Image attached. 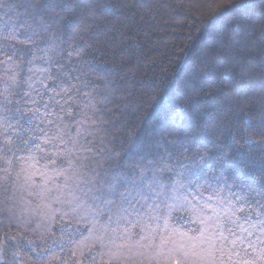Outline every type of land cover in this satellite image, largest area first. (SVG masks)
<instances>
[{
    "label": "snow or ice",
    "instance_id": "1",
    "mask_svg": "<svg viewBox=\"0 0 264 264\" xmlns=\"http://www.w3.org/2000/svg\"><path fill=\"white\" fill-rule=\"evenodd\" d=\"M230 5L258 7L260 16L245 15L243 24L264 31V0L221 7ZM5 7L14 14L0 13V216L35 194L57 205L61 219L75 213L79 231L61 255L26 235L7 237L0 261L21 264L27 254L31 264H264V83L233 101L245 105L243 126L221 119L195 154L194 136L174 148L162 134L126 141L118 125L128 105L109 107L111 81L93 67L94 53H107L86 40L91 24L82 23L86 13L95 24L100 5L0 0ZM34 165L53 173L41 192L31 182ZM20 218L25 229L35 219ZM9 246L16 252L5 260Z\"/></svg>",
    "mask_w": 264,
    "mask_h": 264
},
{
    "label": "trees",
    "instance_id": "2",
    "mask_svg": "<svg viewBox=\"0 0 264 264\" xmlns=\"http://www.w3.org/2000/svg\"><path fill=\"white\" fill-rule=\"evenodd\" d=\"M13 2L5 0L6 5ZM95 2L100 5L97 22L92 24L85 13L82 23L86 28L91 24L86 40L107 53L102 58L100 52L94 53L93 67L111 81L113 103L109 107L128 105L127 115L118 125L126 141L134 137L137 142H149L162 134L166 147L174 148L175 141L194 136L191 148L195 154L205 133L221 119L234 127L243 126L245 105L242 102L236 107L233 101L258 92L264 83V74L259 73L264 31L246 29L243 24L245 15L260 16L258 7L246 11L235 5L221 7L227 0H141L149 5L142 9L125 6L137 0ZM246 2L258 4L260 0ZM3 12L14 14L7 7L0 9ZM223 143L229 146L226 137ZM231 148L235 154L236 146ZM30 174L37 192L43 191L53 175L37 165ZM53 209L57 205L25 193L23 206L14 215L0 216V241L26 235L37 244L43 241L44 247L53 245L56 255H61V244L71 249L75 245L68 241L79 231L76 214L61 219L60 211L53 213ZM21 213L35 217L27 229ZM14 252L15 247H6L5 260ZM21 264H31L30 256L23 255Z\"/></svg>",
    "mask_w": 264,
    "mask_h": 264
}]
</instances>
